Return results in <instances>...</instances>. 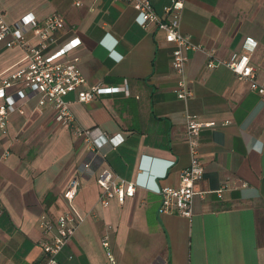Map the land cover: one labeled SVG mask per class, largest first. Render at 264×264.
<instances>
[{
	"label": "crops",
	"instance_id": "0c3cea01",
	"mask_svg": "<svg viewBox=\"0 0 264 264\" xmlns=\"http://www.w3.org/2000/svg\"><path fill=\"white\" fill-rule=\"evenodd\" d=\"M26 1L23 7L0 5L7 24L25 14L37 21L61 15L64 27L47 54L77 39L79 46L63 58L78 59L83 89L123 86L127 93L86 104L65 97L74 125L122 138L115 148L104 144L93 151L53 122L50 107L23 102L17 86L8 91L21 114H11L0 135V155L8 151L0 163V264H41L37 221L69 210L64 188L71 179L78 183L71 207L82 222L57 256L60 264H264V97L223 66L206 69L202 52L188 51L185 79L193 97L183 103L173 93L170 45L153 25L139 28L130 7L110 0H84L80 8L69 0ZM148 1L163 17L170 0ZM179 30L218 61L242 53L250 39L249 65L264 86V0H185ZM21 59V50L0 47V75ZM184 111L216 125L199 135L203 175L191 217L158 215L159 197L141 188L122 205L99 209L95 178L103 169L148 186L178 185L189 162ZM104 234L110 261L100 245Z\"/></svg>",
	"mask_w": 264,
	"mask_h": 264
},
{
	"label": "built area",
	"instance_id": "2783aa9c",
	"mask_svg": "<svg viewBox=\"0 0 264 264\" xmlns=\"http://www.w3.org/2000/svg\"><path fill=\"white\" fill-rule=\"evenodd\" d=\"M84 0H69L72 7L80 8ZM130 7L134 13V23L141 29L153 25L163 36L165 44L170 45L169 67L174 77L173 93L175 98L183 103L191 100L192 91L185 79L188 51H200L207 58L206 69L217 66L227 68L236 80L246 83L248 90L259 97H264V86L255 79L253 68L249 65L248 54L253 50L255 43L245 39L242 53L233 54L227 61H218L213 57V51H204L192 43L187 35L179 30L180 14L185 0H170L163 9V17H158L152 10L148 0H110ZM64 22L61 15L51 13L42 21H37L31 14H25L12 24H7L0 13V47L4 49L17 48L22 51L21 65L6 75H0V135H5L8 118L13 113L21 114L15 106L8 91L17 86L19 96L23 102L34 100L39 109L47 106L53 112V122L62 127L70 128L71 134L80 138L89 145L91 150L97 151L104 144L111 148L117 147L122 138L119 135L107 136L97 129L83 130L74 125L73 117L69 112L65 97L75 95L78 103L92 102L96 97L123 92L125 87L102 86L95 84L83 89L85 79L78 68V59L64 56L79 46L77 39H72L58 48L52 54H47L49 47L55 44V33L61 31ZM184 142L187 146L189 162L186 168L180 171L176 187H156L139 184L136 179L126 181L107 169L101 170L95 178L99 190L97 206L106 209L110 202L122 205L125 199H131L135 189L141 188L159 197L158 215L175 214L178 217L189 219L192 214L193 198L199 193L196 190L203 175V168L198 159L199 135L204 129H212L216 125L211 122H201L198 117L184 111ZM224 121L221 125H227ZM8 156V151L0 155V163ZM171 163L164 166L161 176L164 177ZM87 168V164L83 165ZM244 186V185H242ZM78 183L75 179L69 180L64 188V200L69 210L50 220L41 216L37 221L40 232L38 247L42 254L41 264H60L57 256L67 245L73 233L82 222L71 207ZM220 185L215 196L220 198L225 190ZM110 229L107 227L106 231ZM100 245L105 251L107 260H111L108 253V235L100 239ZM70 259V257H68Z\"/></svg>",
	"mask_w": 264,
	"mask_h": 264
},
{
	"label": "rangeland",
	"instance_id": "374dc122",
	"mask_svg": "<svg viewBox=\"0 0 264 264\" xmlns=\"http://www.w3.org/2000/svg\"><path fill=\"white\" fill-rule=\"evenodd\" d=\"M0 5L7 6L10 8L23 7V6H27V1L26 0H0Z\"/></svg>",
	"mask_w": 264,
	"mask_h": 264
},
{
	"label": "clouds",
	"instance_id": "9594fccd",
	"mask_svg": "<svg viewBox=\"0 0 264 264\" xmlns=\"http://www.w3.org/2000/svg\"><path fill=\"white\" fill-rule=\"evenodd\" d=\"M141 174H139V176H140ZM137 180V182L139 183V184H142V185H144V186H148V185H146L145 183H140L139 181H138V179H136Z\"/></svg>",
	"mask_w": 264,
	"mask_h": 264
}]
</instances>
